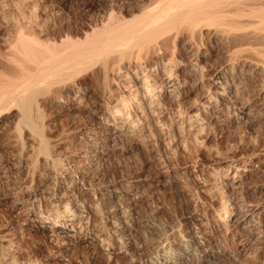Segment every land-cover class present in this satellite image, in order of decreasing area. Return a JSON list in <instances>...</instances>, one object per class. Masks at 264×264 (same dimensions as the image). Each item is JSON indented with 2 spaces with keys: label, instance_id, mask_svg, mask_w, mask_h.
Listing matches in <instances>:
<instances>
[{
  "label": "bare ground",
  "instance_id": "6f19581e",
  "mask_svg": "<svg viewBox=\"0 0 264 264\" xmlns=\"http://www.w3.org/2000/svg\"><path fill=\"white\" fill-rule=\"evenodd\" d=\"M19 1L0 0V264H264V0ZM218 128L261 147L188 160Z\"/></svg>",
  "mask_w": 264,
  "mask_h": 264
},
{
  "label": "rangeland",
  "instance_id": "374dc122",
  "mask_svg": "<svg viewBox=\"0 0 264 264\" xmlns=\"http://www.w3.org/2000/svg\"><path fill=\"white\" fill-rule=\"evenodd\" d=\"M16 1H19V0H8V4L12 3L10 6L7 5L9 11H11V10H14V12L15 11L16 12L17 11H23V9H24V8H22L23 4L21 3V5H20V3H19L20 1L19 2H16ZM17 3H18V6H17ZM20 8H22V9H20ZM6 9H7V7H6ZM220 130L221 129H219V128L217 130L216 129L215 130L214 129L209 130L207 133H205L206 135L204 134L205 136H204V141H203L202 147H195L194 145H191L188 148L189 153L187 152L186 155L189 154V155H191V157L193 156V158H194L197 154L195 149H199V151L203 152V153L205 152V153H212L213 154V152H214L215 155H219V157H221V158H224V157L225 158H236V157H240L241 155L245 154L243 152L249 151V149L252 147V145H254V143H255L256 147H261L262 142L259 141L258 138L247 133V131H245L244 129H237L235 131H228V132L223 131V130L220 131ZM255 139H257L258 141ZM256 142L258 143V146H257ZM209 151H211V152H209ZM220 153L222 155H220ZM192 154H194V155H192ZM188 156H187V159H188ZM132 160H133L132 162H134V163L136 161L135 165H137V164L139 165L140 162L137 163L138 161H140L139 158H138V161L135 158ZM188 160H190V156H189ZM171 205H172L171 203H169V205L168 204L166 205L167 207L170 208L169 212L167 211L168 214L161 213L159 215L160 217L158 216L161 219L158 218V220H161L162 222L167 223L169 221H173L177 216H179L181 214L182 208H180V206L177 207V206H173V205L171 206ZM144 211H147V212H144ZM145 213H147L146 216H145ZM173 214L174 215L177 214V216L176 215L174 216ZM142 215L145 216V218H143V219L146 220V218L150 215V209L149 208L147 209L145 207V210H143ZM81 251L79 250V252H80L79 254H85L87 256L86 251H82V252ZM79 256H82V255H79ZM113 264H115V263H113ZM249 264H252V263L250 262Z\"/></svg>",
  "mask_w": 264,
  "mask_h": 264
}]
</instances>
